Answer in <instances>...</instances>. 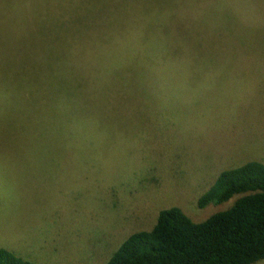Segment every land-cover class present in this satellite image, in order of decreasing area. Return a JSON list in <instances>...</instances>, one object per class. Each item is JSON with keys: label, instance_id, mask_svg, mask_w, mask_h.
<instances>
[{"label": "rangeland", "instance_id": "obj_1", "mask_svg": "<svg viewBox=\"0 0 264 264\" xmlns=\"http://www.w3.org/2000/svg\"><path fill=\"white\" fill-rule=\"evenodd\" d=\"M255 160L264 0H0V248L106 264Z\"/></svg>", "mask_w": 264, "mask_h": 264}, {"label": "trees", "instance_id": "obj_2", "mask_svg": "<svg viewBox=\"0 0 264 264\" xmlns=\"http://www.w3.org/2000/svg\"><path fill=\"white\" fill-rule=\"evenodd\" d=\"M233 198L236 200L229 208L199 222L179 207L164 209L151 230L130 236L106 264L264 261V163L250 161L221 172L198 205L222 204ZM0 264L33 263L0 248Z\"/></svg>", "mask_w": 264, "mask_h": 264}]
</instances>
